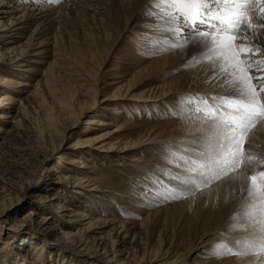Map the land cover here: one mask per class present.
Listing matches in <instances>:
<instances>
[{"label": "rangeland", "instance_id": "obj_1", "mask_svg": "<svg viewBox=\"0 0 264 264\" xmlns=\"http://www.w3.org/2000/svg\"><path fill=\"white\" fill-rule=\"evenodd\" d=\"M151 7L150 0H0V21L5 24L15 22L27 12L43 13L31 21L22 36L15 39L17 43L6 44L12 41L7 39L0 45V67L5 70L4 76L10 81L27 83V86L19 87L11 83L0 85V96L5 93L14 99L12 105H0V113L11 116L0 119V238L5 243L9 242L6 244L8 247L21 248L17 264H25L22 252L31 250V244L36 246L41 243L43 253L38 264H117L106 263L96 257H79L68 250L56 248L51 242L57 236H62L58 231L46 235L37 233L46 217H51V225L62 227L61 231L67 236L75 235L76 240L87 237L90 253L101 245L121 260L134 257L147 259L170 249L169 252L185 256V261L192 264L197 258H212L209 254L212 244L227 243L233 232H246L244 227L248 224H244L245 214L242 211L246 213L249 206L239 204L237 210L231 206L220 207L219 213L223 216L221 222L217 223L215 211L206 218L205 211L199 208L202 202L207 203L209 195L216 193V186L211 190L212 194H206L205 190L227 176L210 181L202 192L197 191L195 195L177 200L152 195L155 189L147 182L149 180H145L150 177L149 171L160 174L170 167L166 161L169 147H150L139 144V141L149 136L168 139L174 145L184 142V145L195 146V139L211 123L202 113L191 110L182 116L173 115L178 107L177 98L229 94L221 87L223 78L209 62L202 61L198 65L195 61L188 63L194 56L200 59V48L188 45L176 49L177 55L174 57H169L168 51L145 54L140 47L144 43L140 37L148 35L150 31L145 25L155 20L145 15ZM260 31L263 38L260 43L264 44V29ZM10 47L15 49L8 50ZM165 55L168 58L164 59ZM57 57L63 59L62 64ZM53 62L55 72L50 77L48 65ZM7 88L16 93L8 94ZM193 88H196L195 91L189 90ZM87 89L90 91L85 93ZM115 91L123 96L114 101L117 104L114 106L122 113L113 116L117 119L113 121L114 126L108 128L125 124V120H128V126L123 127L118 133L120 138L114 139L113 143L116 146L125 143L136 146L127 149L124 153L126 156L122 152L112 157L95 153L93 165L88 164L93 166V175L89 176L94 178L93 183L107 190L103 199L107 200L108 205L98 199L96 201L104 205L102 210L109 213L98 218L129 222L131 225H128L134 228L121 233L120 224L114 223L105 225L98 230L101 234L97 235L86 233L84 227H70L69 216L77 210L72 206L76 195L58 183L56 177L67 175L63 169L67 165L60 160L61 157H69L67 149L76 140L87 139V126L83 125L85 120L100 115L99 119L108 120L110 114L107 115L102 108L111 102L103 99ZM161 95H167L164 101L156 104L145 102L147 108L140 107L145 98ZM92 98H95L94 107L83 113L74 129L68 130L76 121L78 106L91 103ZM60 99L67 101L72 109H63L59 104ZM50 118L53 122L57 120L55 126L49 124ZM261 125H264V120L248 132L245 144L248 151L238 169L245 165L250 168L249 172L243 173L244 176L264 170V165L258 160H247L248 155L264 158V145L260 143L255 146L253 138L255 130ZM59 145L64 149L52 154V150ZM121 156H134L139 162L132 164ZM85 157L92 160L88 155ZM115 161L119 162V167L114 166ZM141 178H144L143 181H140ZM118 191L131 198L114 195ZM61 209L65 211L57 212ZM233 217L238 220L234 221ZM247 219L253 222L252 217ZM234 223L243 227L227 231ZM97 226L94 224L90 228ZM207 232L211 233L209 237L214 238L216 243L200 245V237ZM248 234L249 237L258 235ZM11 243L14 245H9ZM234 246L239 251V245ZM140 264L147 263L142 261Z\"/></svg>", "mask_w": 264, "mask_h": 264}, {"label": "snow or ice", "instance_id": "obj_2", "mask_svg": "<svg viewBox=\"0 0 264 264\" xmlns=\"http://www.w3.org/2000/svg\"><path fill=\"white\" fill-rule=\"evenodd\" d=\"M150 4L152 7L145 15L156 22L145 27L157 35L140 37L145 54L155 55L188 45L200 48V59L194 56L188 63L209 62L223 78L221 87L229 92L177 98L178 107L173 115L182 116L191 110L211 120L197 141L201 147L183 150L193 155L169 148L166 161L170 167L148 177L155 189L152 195L177 200L195 195L210 181L238 170L248 151L245 144L250 128L264 120V44L260 43L264 0H150ZM247 160H258L264 165V158L248 155ZM247 179V196L258 202L256 211L262 218L255 220V211L245 213V218L252 217L260 227L256 241L242 246L255 249L254 254L264 259V170L253 172ZM242 227L234 223L227 231ZM209 254L223 259L246 253L220 242L212 246Z\"/></svg>", "mask_w": 264, "mask_h": 264}, {"label": "bare ground", "instance_id": "obj_3", "mask_svg": "<svg viewBox=\"0 0 264 264\" xmlns=\"http://www.w3.org/2000/svg\"><path fill=\"white\" fill-rule=\"evenodd\" d=\"M41 14H43L42 11H40L38 14H34L32 12H30V13L27 12V13L22 14L15 22L10 21L8 24H5L4 22L0 21V45L4 42V40H7V39L12 40V41H8L6 44L17 43L15 39L22 36L26 27L31 25V21H33L34 19H37L38 15L40 16ZM154 21L155 20H153L152 23H154ZM148 31H150V30H148ZM148 35H154V34L150 31L148 33ZM54 43H55V41H54ZM7 49L13 50V49H15V47H10ZM180 52H182V51H180ZM167 53H168L169 57H172V56L174 57L177 55V51H174V50L168 51ZM91 55H92V53H91ZM168 55H165L164 59L168 58ZM56 59H57V61H59V63H61V62L63 63V59H61L60 57H57ZM58 65H60V64H58ZM48 66H49V71H50V77H53L54 72H55L53 70L55 63L54 62L50 63ZM4 73H5V70H3L0 67V85L11 83V84L17 85V87L27 86V83H21L17 80L10 81L9 79L6 78V76H4ZM7 89L8 90H6V91H8V94H10V93L15 94L16 93L15 91L11 90L10 88H7ZM91 89H92V87H90V90ZM195 89L193 88V89H189V90L195 91ZM90 90L89 89L85 90V93H88ZM92 91L95 92V90H92ZM166 96L161 95V96H157L155 98L147 97L144 99V104H142L140 107H144L146 109L147 108L146 103L156 104L159 101H162ZM72 97H73V95H72ZM122 97L123 96H121L117 91H115L112 94H110L108 96V98L103 99V101L111 102L109 105L104 106L102 108L103 111L107 115L110 114L107 117L108 120L99 119V117H101V115L86 119L85 123L83 125L87 126V135H88L87 139L84 141L76 140V143L73 144L72 147L67 149V151H69V154H68L69 157L64 156V157L60 158L61 162L65 165H67L66 167H63L64 172H66L67 175L66 176H64V175L57 176L56 178L58 179V183L63 184V186L65 188H67V190H70V192H72L73 194H75L77 196V197L76 196L73 197V201H72V206L75 207L77 210H75L74 212H71V215L69 216L70 217L69 223H70V227L72 229H77L78 227H84V230L86 231V233H92V234L100 235L101 232L98 230L103 229L105 227V225L109 226V224L113 225L114 223H116V224L119 223L120 224L119 229H120L121 233H122V231L126 232V231H129L130 229L134 228V227L128 225V224L131 225V223H129V222H126V223L121 222V221L119 222L118 220H115L114 218H113V220L112 219L106 220V219H103L102 217L98 218L99 215L109 213V211H107V210L106 211L102 210L103 206L105 204H107V200L103 199V197L107 193V190L105 187H100V186H97L96 183H93L92 179H94V178L89 176V175H93V172H92L93 166H91V165L89 166L88 164L93 165V163H94L93 160L96 157L94 155L95 153L101 152L102 154L104 153L103 157H106V156L112 157L115 154L118 155L117 153L120 154L122 152L123 156H126L124 154V153H126V150L132 149L134 146H136L135 144L131 145L130 143H125L124 145L116 146V144L113 143L114 139L118 140L120 138L121 135H119L118 133H120V131H122L124 129L123 127L128 126V125H126V124H128V122H127L128 120H125V124L116 125L114 129L108 128V127L114 126L113 121L115 122V119H117V117L114 119L113 116L122 113L121 109L115 107L117 104H116V102H114V101H116ZM71 99L73 100V98H71ZM68 100H69V98H68ZM2 103H8V104L12 105L14 103V99L11 97H8L7 95H5V93H3V95L0 96V105ZM59 104H61V106H63V109H65V110H71L72 109L69 107V103L67 101L65 102L64 99L62 101L60 99ZM114 104H116V105L114 106ZM94 105H95V98H92L91 103L85 102V103L81 104L80 106H78V113L76 114V119H75L76 121L70 127H68V130L74 129V127L79 123V120H80L81 116L83 115V113L89 112L90 109H92L94 107ZM5 118H11V116L8 114L2 115V113H0V119H5ZM52 120L50 118L49 124L51 126H55L57 120H54V122ZM1 133H2V131L0 130V134ZM200 136L195 139V141H194L196 144L195 146H193L194 144H192L191 146L190 145L188 146L187 143H185V145H184L183 144L184 142L182 144L174 145L173 143H170L168 141V139L162 140L161 138H149V136L146 137L144 140L139 141L138 143L141 145L142 144L150 145V147H152L153 145H164V146L169 147V148H175L178 151L183 152L184 155L191 156V155H193L192 152H184L183 150L184 149H198V148H200L201 145L199 143H197ZM253 138H254V143H255L254 145L255 146L260 145V143H262L261 145H264V125L257 127V129L254 132ZM63 149H61L60 145H59V147H57L56 149H53L51 153L52 154L54 152L57 153ZM82 150H84V152L80 153V151H82ZM85 155H88L89 158H92V160L86 159ZM123 156H121V157L123 159H127L126 161H128L129 163L133 164V163L139 162L138 158H136L134 156H131L129 158L123 157ZM116 157H118V156H116ZM115 162H116V164L114 166L119 167V165H120L119 162L118 161H115ZM249 170H250V168L247 165H245L241 170L234 171V173L232 175L227 176L222 181L220 180L219 182H217L218 184H215L214 186H212V184H211V186L208 187L207 190H205L206 194H208V195L212 194L211 190L216 186L214 188V189H216V193L212 194V196L209 195L210 197L208 196L207 203L202 202V204L199 206V208H201L205 211L206 218H208L215 211L216 213H215L214 218H216L215 219L216 223L221 222L223 215L221 213H219V209H221L220 207L231 206L232 209L237 210V207L239 206V204H241L243 206L244 205L249 206L247 212H254L255 211V219L256 220H259L262 218L260 216L259 212L256 211V208L259 207L258 202L251 200L247 196V188H248L249 181L247 179L248 176L247 175L244 176L245 174L243 175V173L245 171L249 172ZM152 171H154V170H152ZM152 171L148 172V176H153L154 174L159 175V173L157 174L156 172H152ZM143 179L141 178L140 181H143ZM145 180H149V179L147 178ZM147 182L150 183V181H147ZM151 189H152V187H151ZM114 195H117L118 197H122V198H127V199L131 198V197H128V196L120 193V191H118ZM205 197H206V195H205ZM200 198H201V196H200ZM96 199L100 200V202H102V204H104V205H102L100 202H97ZM152 200H149V202L150 201L152 202ZM146 201H148V200H146ZM142 202H145V201H142ZM97 204H99L100 206H97ZM145 204H148V203H145ZM59 211H65V210L61 209V210H58L57 212H59ZM242 212L245 214V210ZM50 220H51V217L44 218L40 224L39 231L37 233L42 234V235H46V234H54L55 232L58 231L62 236L56 235L57 237L54 240H52L51 243L53 245H55L56 248H59L61 250H68V252L73 253L74 255L79 256V257H96V258H101V259L105 260L106 263L114 262L117 264H140L142 261H145L147 264H189V263H187V261H185V258H186L185 256L178 255L175 252H169L170 249L169 250L168 249L163 250V251H161V253L158 256L153 255L152 257L151 256L147 257V259H144L143 257L137 259L134 257L133 259L131 258L128 260L117 259V256L115 255V253L110 254L108 252V250L103 248L101 245L97 246V248H95L93 253H90L88 251L89 248L87 246V243L89 242L87 237L83 238L82 240H76L74 237L75 235L67 236V234H64V232L61 231L62 227H60L58 225L52 226L51 222H49ZM246 220H247V222H245ZM94 224H96L98 226L94 227V228H90V226H92ZM244 224L245 225L248 224V226L244 227L246 229V232L243 231V232L231 233L230 234L231 240H228L227 243L234 246L237 241H240L241 244L239 245V248H237V249L239 251H244L246 254L241 255V256L235 255L232 258H226L225 257L223 259H218V260L213 258V257L212 258L210 257L211 259L209 257L200 258V259L197 258L195 261L192 262V264H210V263L211 264H264V259H261L258 254H254L256 251L255 249H248V248H245L242 246L245 243H250V242L256 241V237H249V234H248V236L246 234L247 233H254V234L256 233V235H257L260 225L258 223L252 222L251 220H248L247 218L245 219V217H244ZM210 234H211L210 232H207L204 234L203 237H200L201 238V240L199 241L200 245L202 244L204 246H207V245H210L212 243H216V242H214V240H215L214 238L209 237ZM250 236H252V235H250ZM253 236H255V235H253ZM10 239H11V237H10ZM98 239H101V237H98ZM7 243H9V242L5 243V241L3 242V240L0 238V264H17L18 259L20 257L19 254L21 253V248H19V246H15L14 248L8 247L6 245ZM1 245H2V247H1ZM9 245L13 246L14 244L11 243ZM212 245H214V244H212ZM30 247H31V250L26 251V252L25 251L22 252L23 253L22 257H23V260L25 261V262L24 261L23 262L25 264H38V263H40L41 259H42V253H43V252H41L42 248H43V243L37 244L36 246H33L31 244ZM85 249H87V251L84 252ZM234 251H236L235 246H234ZM201 255H204V254L202 253ZM27 256H28V258H27ZM26 258L28 259V262H27ZM197 260H199V262H196Z\"/></svg>", "mask_w": 264, "mask_h": 264}]
</instances>
